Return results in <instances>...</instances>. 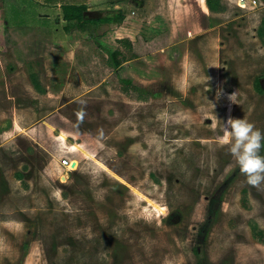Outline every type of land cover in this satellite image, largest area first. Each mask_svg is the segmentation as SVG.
<instances>
[{
    "label": "rangeland",
    "instance_id": "obj_1",
    "mask_svg": "<svg viewBox=\"0 0 264 264\" xmlns=\"http://www.w3.org/2000/svg\"><path fill=\"white\" fill-rule=\"evenodd\" d=\"M221 1L101 0L148 16L129 51L106 28L19 42L0 15V264H264V185L222 143L229 118L264 131V0Z\"/></svg>",
    "mask_w": 264,
    "mask_h": 264
},
{
    "label": "crops",
    "instance_id": "obj_2",
    "mask_svg": "<svg viewBox=\"0 0 264 264\" xmlns=\"http://www.w3.org/2000/svg\"><path fill=\"white\" fill-rule=\"evenodd\" d=\"M99 2L101 0H0V15H2L3 21L2 28L5 27V29L12 31L13 34L21 37L19 38V42L21 39L41 37L37 44L40 47L48 46V49L51 50V47L56 46L55 44L58 43V46L65 48V52L77 51L78 49L83 50V47L86 46L85 44L92 42V38L95 37L96 32L100 28L113 29L117 41H127L129 47L125 46L126 42H120L119 44L126 51H129V49L132 50L134 45L132 35L136 34L137 24L148 16L127 15L125 13H121V15H98L97 12L101 9L100 6H97ZM68 6H82L85 8V13L82 15L84 23L81 27L77 24L69 25L65 22L62 8ZM111 7L117 8V4L113 3ZM120 10L116 9L115 12H122ZM12 12L14 15H20L15 24L8 21L10 17L8 15H12ZM203 15H209V12ZM24 16V21L22 23L19 22ZM113 16L122 17V20L120 22H113L111 18ZM105 17H108L109 20L106 23L100 22V19ZM122 32L124 36L119 37V33ZM84 34L87 35V41L83 39ZM73 36L77 38L70 43L71 37ZM53 42H55L54 45ZM32 45L36 46V43L32 42ZM15 46L19 48L21 45L18 43ZM118 51L121 54L119 57H123L122 50L119 49ZM120 65L122 66V64Z\"/></svg>",
    "mask_w": 264,
    "mask_h": 264
},
{
    "label": "clouds",
    "instance_id": "obj_3",
    "mask_svg": "<svg viewBox=\"0 0 264 264\" xmlns=\"http://www.w3.org/2000/svg\"><path fill=\"white\" fill-rule=\"evenodd\" d=\"M232 95L229 97L231 100ZM221 122L214 117L213 127ZM224 129L222 143L229 146L228 150L239 166L245 183L260 188L264 185V131H261L246 118L231 119L222 123Z\"/></svg>",
    "mask_w": 264,
    "mask_h": 264
},
{
    "label": "trees",
    "instance_id": "obj_4",
    "mask_svg": "<svg viewBox=\"0 0 264 264\" xmlns=\"http://www.w3.org/2000/svg\"><path fill=\"white\" fill-rule=\"evenodd\" d=\"M204 2H205L204 3L205 7L208 10L209 14H219V13L224 12V10H225V4L221 0H204ZM84 13H85V8L82 6H79V7L68 6V7L62 8V14H63V17L65 19V22L69 25L70 24H77L79 27H81L82 24L84 23V20H82V15H84ZM115 15H121V13L116 11ZM111 18H112L113 22H120L122 20V17L113 16ZM100 20H101L100 22L106 23L109 20V18L105 17V18H102ZM120 42H122V43L126 42L125 46L129 47V44L127 43V41H118V43H120ZM119 56H121V54L119 53L118 50H114V51H111L109 53L108 63H107L108 69L113 70L115 72V70L119 68L121 62L124 61V59H121V61L118 60ZM114 75H115V77L117 76L116 74H114ZM28 77H29V82H30L32 88L35 91L39 92L40 88H39V83L36 80V76L31 73ZM120 80L121 81H120L119 87L123 93L128 94V95L129 94H135L136 96L140 97V95L137 94V92H138L137 89H135V87H133L131 85V82L129 80H125V79H120ZM253 87L257 93L262 92L260 87H259V84H258V82H256V80L254 82ZM241 194L242 195H241V199H240V206L242 208H247V205H246L245 200H244L245 191L242 190ZM251 236L258 243L264 242V239L261 237V233L259 231H255L254 228H253V230H251Z\"/></svg>",
    "mask_w": 264,
    "mask_h": 264
},
{
    "label": "built area",
    "instance_id": "obj_5",
    "mask_svg": "<svg viewBox=\"0 0 264 264\" xmlns=\"http://www.w3.org/2000/svg\"><path fill=\"white\" fill-rule=\"evenodd\" d=\"M224 2H226V3H230V4H233V5H235V6H237V7H239V8H250V7H248V0H223ZM251 3L252 4H255V1L254 0H252L251 1ZM251 8H253V7H251ZM65 165H67V162L66 161H64L63 162Z\"/></svg>",
    "mask_w": 264,
    "mask_h": 264
}]
</instances>
